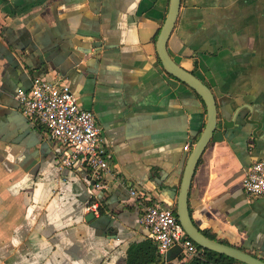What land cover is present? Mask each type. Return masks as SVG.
Masks as SVG:
<instances>
[{
  "label": "crops",
  "instance_id": "crops-1",
  "mask_svg": "<svg viewBox=\"0 0 264 264\" xmlns=\"http://www.w3.org/2000/svg\"><path fill=\"white\" fill-rule=\"evenodd\" d=\"M169 1L0 0V264H161L141 216L151 203L176 209L171 193L208 119L202 97L158 56ZM168 49L218 105L192 218L264 259V195L243 186L264 158V0H181ZM58 75L94 111L113 153L100 187L82 164L60 167L64 144L16 99L33 77ZM184 256L169 251L172 264Z\"/></svg>",
  "mask_w": 264,
  "mask_h": 264
},
{
  "label": "built area",
  "instance_id": "built-area-1",
  "mask_svg": "<svg viewBox=\"0 0 264 264\" xmlns=\"http://www.w3.org/2000/svg\"><path fill=\"white\" fill-rule=\"evenodd\" d=\"M15 96L22 113L30 121L44 125L53 139L64 144L60 167L78 162L93 175V185L100 187L110 172L113 153L103 145L94 111L79 102L67 78L63 75L53 79L35 76L31 86L19 88ZM243 186L251 195H264V158L247 168ZM130 193L139 195L135 187L130 188ZM87 209L98 211V202L89 201ZM141 222L152 231L157 241L161 264H172L169 251L175 246L181 247L190 258L202 253L199 245L186 233L174 207L162 203L147 204Z\"/></svg>",
  "mask_w": 264,
  "mask_h": 264
},
{
  "label": "water",
  "instance_id": "water-1",
  "mask_svg": "<svg viewBox=\"0 0 264 264\" xmlns=\"http://www.w3.org/2000/svg\"><path fill=\"white\" fill-rule=\"evenodd\" d=\"M180 8L181 0L169 1L168 13L157 37L156 47L158 56L164 69L170 75L185 82L187 85L192 87L199 96L202 97L206 105L208 119L204 130L197 138L194 146L189 153L179 188L173 190V192L171 193L173 198H175L176 193H178L176 197V213L186 233L202 247L229 255L246 264H264L263 257L251 253L236 245L225 243L206 235L200 229V227L197 226L190 213L189 193L193 176L200 158L203 155L207 145L213 138L215 130L217 128L218 105L215 94L211 87L194 72L186 69L181 64H179L173 58L168 49V43L175 28L180 13ZM89 215L93 217L94 213L91 212ZM175 248L181 249V247L179 246H175L172 249Z\"/></svg>",
  "mask_w": 264,
  "mask_h": 264
},
{
  "label": "trees",
  "instance_id": "trees-1",
  "mask_svg": "<svg viewBox=\"0 0 264 264\" xmlns=\"http://www.w3.org/2000/svg\"><path fill=\"white\" fill-rule=\"evenodd\" d=\"M202 231L211 238L220 240L225 243H229L225 240L216 238L213 234L209 233L206 230H202ZM199 247L202 249V253L199 256H194L190 259L184 256L182 257L181 263L182 264H246L229 255L220 253L218 251L204 248L201 245H199Z\"/></svg>",
  "mask_w": 264,
  "mask_h": 264
}]
</instances>
